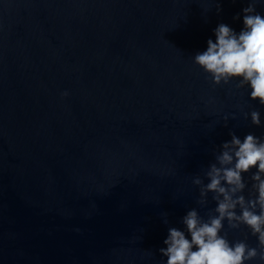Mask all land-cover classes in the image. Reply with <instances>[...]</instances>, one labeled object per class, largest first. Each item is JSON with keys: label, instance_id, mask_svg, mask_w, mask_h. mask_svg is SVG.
<instances>
[{"label": "water", "instance_id": "1", "mask_svg": "<svg viewBox=\"0 0 264 264\" xmlns=\"http://www.w3.org/2000/svg\"><path fill=\"white\" fill-rule=\"evenodd\" d=\"M247 2L0 0V264H163L169 226L216 214L193 178L264 106L192 57Z\"/></svg>", "mask_w": 264, "mask_h": 264}, {"label": "clouds", "instance_id": "2", "mask_svg": "<svg viewBox=\"0 0 264 264\" xmlns=\"http://www.w3.org/2000/svg\"><path fill=\"white\" fill-rule=\"evenodd\" d=\"M258 3L259 0H248L233 17L242 22L239 31L218 23L212 29L215 39L208 38L206 48L197 51L192 59L213 84L235 81L236 88H247L249 99L264 106V12L258 11ZM216 10L221 11L219 4ZM244 116L250 117L251 124L262 125L259 109L245 112ZM227 119L225 116V126ZM229 136L218 146L215 162L208 165L207 183L199 176L192 181L202 185L201 197L214 193L216 214L205 219L193 207L180 218L181 227L169 226L164 246L158 249L163 264H248L257 257L264 262V135L248 132L240 137L229 131ZM249 173L255 195L246 199L238 193L245 189ZM225 220L232 228L243 225L247 235L229 239L224 232ZM248 235L255 237V246L248 243Z\"/></svg>", "mask_w": 264, "mask_h": 264}]
</instances>
